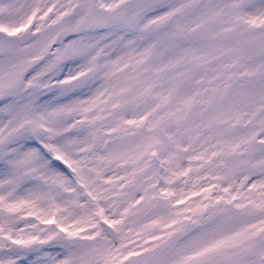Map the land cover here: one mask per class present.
Returning a JSON list of instances; mask_svg holds the SVG:
<instances>
[{
	"label": "rangeland",
	"instance_id": "1",
	"mask_svg": "<svg viewBox=\"0 0 264 264\" xmlns=\"http://www.w3.org/2000/svg\"><path fill=\"white\" fill-rule=\"evenodd\" d=\"M126 1L0 0V264L259 263L264 0Z\"/></svg>",
	"mask_w": 264,
	"mask_h": 264
},
{
	"label": "water",
	"instance_id": "2",
	"mask_svg": "<svg viewBox=\"0 0 264 264\" xmlns=\"http://www.w3.org/2000/svg\"><path fill=\"white\" fill-rule=\"evenodd\" d=\"M141 0H128L123 4V9L129 10L136 7ZM115 14L113 12H106L101 8L92 7L91 11L87 14V16L81 22V29L83 31H87L93 28L103 29L106 27L112 20H114ZM16 44V38L14 36L6 35L2 31H0V54L9 52L12 48H14ZM18 90V86H14L10 89L11 93H15ZM54 164L65 174L70 173L69 167L62 162L60 159L55 158ZM257 264H264V255H262L260 262Z\"/></svg>",
	"mask_w": 264,
	"mask_h": 264
}]
</instances>
